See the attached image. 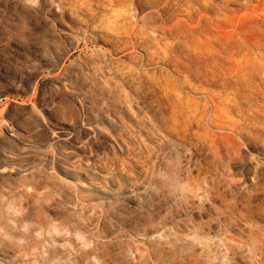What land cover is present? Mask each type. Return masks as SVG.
Wrapping results in <instances>:
<instances>
[{
	"label": "rangeland",
	"instance_id": "1",
	"mask_svg": "<svg viewBox=\"0 0 264 264\" xmlns=\"http://www.w3.org/2000/svg\"><path fill=\"white\" fill-rule=\"evenodd\" d=\"M0 264H264V0H0Z\"/></svg>",
	"mask_w": 264,
	"mask_h": 264
}]
</instances>
